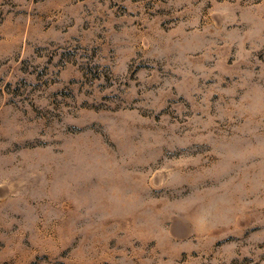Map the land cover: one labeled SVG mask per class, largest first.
I'll use <instances>...</instances> for the list:
<instances>
[{"label": "rangeland", "instance_id": "rangeland-1", "mask_svg": "<svg viewBox=\"0 0 264 264\" xmlns=\"http://www.w3.org/2000/svg\"><path fill=\"white\" fill-rule=\"evenodd\" d=\"M0 264H264V0H0Z\"/></svg>", "mask_w": 264, "mask_h": 264}]
</instances>
